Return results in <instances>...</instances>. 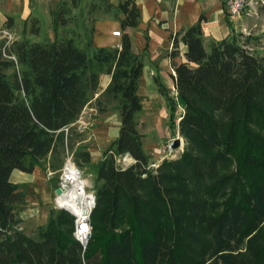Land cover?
I'll return each mask as SVG.
<instances>
[{
  "label": "trees",
  "instance_id": "obj_1",
  "mask_svg": "<svg viewBox=\"0 0 264 264\" xmlns=\"http://www.w3.org/2000/svg\"><path fill=\"white\" fill-rule=\"evenodd\" d=\"M62 7L51 12L54 39L30 40L39 34L33 18L21 39L0 40V264H264V54L250 48L255 39L205 43L199 23L170 35L171 58L186 47L174 66L181 115L155 81L169 130L184 144L177 158L150 167L137 122L144 51L128 33L139 24L135 0L109 4L123 15L119 47L57 36L67 24ZM103 73L110 82L95 97ZM92 101L99 113L114 103L120 126L94 168L90 238L85 246L74 238L75 217L64 210H50L30 237L11 174H31L46 157L58 171L70 126ZM127 156L133 163L123 167ZM74 159L91 162L83 146Z\"/></svg>",
  "mask_w": 264,
  "mask_h": 264
},
{
  "label": "crops",
  "instance_id": "obj_2",
  "mask_svg": "<svg viewBox=\"0 0 264 264\" xmlns=\"http://www.w3.org/2000/svg\"><path fill=\"white\" fill-rule=\"evenodd\" d=\"M58 0H0V30H6L14 36V40L21 39L23 30L29 26V20L42 21L49 15V6ZM124 0H110L118 4ZM139 8V24L128 33L137 46L136 53L144 51V66L138 86V95L142 98V110L137 114L139 118L138 130L143 135V150L149 156L150 163L159 162V149L169 140L174 138L168 127L169 110L165 97L159 92L155 79L165 88L168 95L180 104L181 113L183 105L177 98L175 89L174 66L185 61L186 47L178 46L177 57L171 58L172 42L170 35L185 31L200 24L205 43L209 40L220 41L231 35L249 32L255 40L249 44L251 49L260 50L264 46V17L259 19L231 18L223 7V0H135ZM49 17V16H48ZM112 33V32H111ZM1 40V37H0ZM98 40V41H97ZM112 38L108 35L95 38L99 47H109ZM110 82L109 75L101 74L97 97L104 91ZM94 100V99H93ZM95 113L97 123L95 128L88 133L76 146L83 145L91 157L92 175L95 165L101 160L103 152L118 136L120 119L116 114V124L112 126L109 106L104 112L99 113L95 107L88 106L85 112ZM178 113V110H177ZM125 166L132 164L133 159L125 157ZM27 181L32 175L14 170L11 177ZM21 183V182H13ZM39 207L27 208L20 216L25 220H32L38 214Z\"/></svg>",
  "mask_w": 264,
  "mask_h": 264
},
{
  "label": "rangeland",
  "instance_id": "obj_3",
  "mask_svg": "<svg viewBox=\"0 0 264 264\" xmlns=\"http://www.w3.org/2000/svg\"><path fill=\"white\" fill-rule=\"evenodd\" d=\"M109 4L116 6V4H112L110 0H79L78 4L73 7L69 0H58L56 4L49 6V17L46 16L42 21H39V34L36 36H30L29 39L35 41H47L54 39L55 36L52 32L51 12L57 10L60 6H63L62 8L67 10V13L64 15L67 24L65 27H58L57 36L73 38L79 47L85 48V44L88 40L91 39L92 44L97 46L99 45V42H96L95 38L99 39L108 35L112 38L110 43L111 45H109V47H119L120 37H113L111 32L120 30L118 19L123 18V15L114 8H110ZM241 36L242 37L239 38L242 40L245 35L241 34ZM137 49L136 44L133 42V50L136 51ZM257 52L264 54V46L262 49L257 50ZM95 104L96 101H92V103L88 104V106L95 107ZM177 104V116H179L181 108L179 107V102ZM107 105L109 106V111L111 112L110 117L113 122L112 126H115L113 125L116 124L115 120L117 114L115 104L107 103ZM106 108L108 107L106 106ZM90 112H88L87 115H84V119L94 122L93 127L86 133H78L76 128L72 127L71 131L73 136L70 138L69 145H65L62 149V165L58 171H54L49 167L50 157H46L40 162V166L34 168V171L31 173L32 176L27 181H21L15 177V174L10 177L11 182H21L15 184H18L20 190H22L25 195V203L22 207H18L20 213L27 208L39 207L38 214L34 217V219L33 217L29 218L32 220H25L21 224L20 228L23 229L26 235L30 237L34 236L37 227L44 225L47 222L50 210H64L59 208L55 202V189L61 180L63 168L68 160L80 172V177L87 180V186L85 187L86 193L94 195V175H92V166L90 164H83L79 166L76 164L74 159L76 149L83 146H76V143L85 139L88 133L95 128L97 123L96 114ZM137 122L139 124L138 117ZM176 136L177 134L174 135V138ZM179 138L181 139V145L176 149L173 156L170 157L171 159L177 158L182 152L184 141L180 136ZM83 147L86 148L85 146ZM124 161L125 158L122 162L120 161V163L123 167H126L124 165Z\"/></svg>",
  "mask_w": 264,
  "mask_h": 264
},
{
  "label": "built area",
  "instance_id": "obj_4",
  "mask_svg": "<svg viewBox=\"0 0 264 264\" xmlns=\"http://www.w3.org/2000/svg\"><path fill=\"white\" fill-rule=\"evenodd\" d=\"M223 7L227 15L231 18H240L241 16H245L247 18L259 19L261 16L264 17V0H223ZM242 31L244 34L249 35V32L246 31L245 29ZM111 34L113 37H121V34L119 31H113ZM0 37L1 39L5 40L6 46L10 45L14 41L13 35L6 30H0ZM87 114L88 112H85V109H84L79 115L78 119L70 127L71 128L75 127L78 133H86L89 130H91V128L94 125V122L84 119V115H87ZM178 121H179V118L176 119V123H178ZM64 132L67 134L68 127L64 128ZM176 134L177 136L175 138H172L171 140L166 142L159 149L160 161L151 163L149 165L150 167H155L158 163H160L161 161L165 159L167 160L171 159L170 157L173 156L174 152L177 149V148H173L174 139L179 138V134L177 131H176ZM122 160L120 161L122 162ZM79 177H80V172H79ZM58 186L61 187L62 192L60 195H55L56 204H57L58 198H64L66 196L67 187L69 185H61L59 182ZM91 195L92 194H89L88 197H91ZM79 206L81 207L82 205H79ZM88 212H85V214H82L81 216H78V215L74 216L75 217V221H74L75 230H74L73 236L76 240H78L82 244H84V242L87 240L86 236L87 234H90V229H91L90 224H89Z\"/></svg>",
  "mask_w": 264,
  "mask_h": 264
},
{
  "label": "bare ground",
  "instance_id": "obj_5",
  "mask_svg": "<svg viewBox=\"0 0 264 264\" xmlns=\"http://www.w3.org/2000/svg\"><path fill=\"white\" fill-rule=\"evenodd\" d=\"M67 173L63 174L62 179H68L67 193L64 198L57 199V205L63 209L72 212L75 215L81 216L88 212L91 207L92 201L86 193L85 187L87 186V180L79 177V173L74 165L68 160L65 163ZM79 205H82L81 207Z\"/></svg>",
  "mask_w": 264,
  "mask_h": 264
},
{
  "label": "water",
  "instance_id": "obj_6",
  "mask_svg": "<svg viewBox=\"0 0 264 264\" xmlns=\"http://www.w3.org/2000/svg\"><path fill=\"white\" fill-rule=\"evenodd\" d=\"M181 145V139L180 138H176V139H174V142H173V148H178L179 146ZM78 172V171H77ZM63 173L64 174H66L67 173V168L66 167H64L63 168ZM79 173V172H78ZM67 180L68 179H64V180H60V184L61 185H68V183H67ZM61 192H62V189H61V187L60 186H58L56 189H55V194L56 195H60L61 194ZM91 201H92V204H91V207H90V209H89V212H88V216L90 215V212H91V210H92V208L94 207V205H95V198H94V195H91ZM59 208H61L60 206H59ZM63 209V208H62ZM65 211H67L68 213H70L72 216H75V214H73L72 212H70V211H68V210H66V209H64ZM90 238V234H87V236H86V241L84 242V246L86 245V243H87V241H88V239Z\"/></svg>",
  "mask_w": 264,
  "mask_h": 264
}]
</instances>
